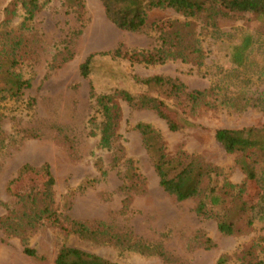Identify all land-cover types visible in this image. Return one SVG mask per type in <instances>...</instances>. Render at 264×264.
<instances>
[{"label":"rangeland","instance_id":"374dc122","mask_svg":"<svg viewBox=\"0 0 264 264\" xmlns=\"http://www.w3.org/2000/svg\"><path fill=\"white\" fill-rule=\"evenodd\" d=\"M38 4L33 18L25 20L20 3L0 0V50L17 43L18 70L30 83L19 99L0 103V264H54L62 245L118 264H264V192L257 204L256 187L248 185L244 197L249 206L256 204L249 212L252 223L233 213L236 231L224 235L214 218L195 213L196 199L177 201L162 190L134 128L142 122L156 129L168 157L183 152L218 167L219 185L225 181L241 184L245 175L235 164L236 156L224 151L214 133L217 128L264 126V32L260 24L249 14L218 19L214 29L201 18L189 19L204 52L202 63L173 59L145 64L129 57L159 44V32L151 23L184 21L182 15L154 9L148 12V28L131 32L110 21L101 0H78L74 6L66 0H38ZM245 32L253 35L254 42L246 64L237 68L230 63L229 52ZM118 48L127 56L115 54ZM90 54V73L84 77L79 67ZM153 75L176 79L184 86L183 93L200 90L205 95L189 110L181 104L183 94L168 97L140 83L139 79ZM118 89L158 95L189 123L170 131L153 110L131 107L115 96L119 110L115 144L103 148L96 124V96ZM43 163L54 178L52 208L57 213L85 222L111 223L118 231L161 244L173 260L164 262L154 254L82 239L51 222L25 232L26 245L41 258L26 255L22 236L1 227L2 219L19 206L6 186L23 164L39 167ZM128 165L135 178L132 188L125 191ZM258 174L264 177V163Z\"/></svg>","mask_w":264,"mask_h":264},{"label":"trees","instance_id":"16d2710c","mask_svg":"<svg viewBox=\"0 0 264 264\" xmlns=\"http://www.w3.org/2000/svg\"><path fill=\"white\" fill-rule=\"evenodd\" d=\"M20 3L25 13V20L33 18L38 10V0H15ZM68 5L74 6L78 0H66ZM107 17L118 28L142 32L148 28V12L154 9H171L182 15L185 20H166L151 23L150 27L159 32V44L151 49H142L129 58H138L145 64L164 63L168 60L180 59L183 62L202 63L204 52L197 37L191 20L201 18L208 26L215 28L218 19L232 18L237 15H251L264 32V0H101ZM254 37L250 32L243 33L234 43L229 52V60L237 68L246 64L247 53L252 47ZM16 42L0 50V103L6 100L19 99L24 90L30 85L22 77L19 59L16 57ZM115 54L127 56L118 48ZM93 54L81 63L80 74L86 77L90 73ZM147 89H158L168 97L178 98L184 95L181 104L187 105L189 110L203 99L205 92L191 90L183 93L184 86L176 79L153 75L139 79ZM117 96L129 106L149 108L160 118L165 120L170 131H177L185 127L189 121L181 118L179 111L170 107L158 95L151 93L133 94L125 89H118L114 94L96 96L98 113L99 144L103 148L111 149L115 144V121L119 117ZM1 124V116H0ZM140 134L142 144L151 158L153 169L158 177L159 186L177 201L196 199L194 211L197 215L212 217L216 221L219 232L233 235L236 231L235 217L244 215L248 224L252 223L249 212L255 205L249 206L245 199L248 185H254L257 190V204L263 196V179L259 177V166L264 163V126L245 128H217L215 140L221 144L224 151L236 156L235 164L245 175V180L238 186L228 181L219 185L220 171L218 167L205 164L192 155L179 152L174 157H168L165 152L160 133L148 123H137L134 127ZM117 153L114 159L117 160ZM128 164V163H127ZM123 188L129 191L135 178L128 165ZM126 181V182H127ZM54 178L47 163L39 167L23 164L17 175L8 181L6 190L15 197L18 209H11L1 221V227L12 234L22 236L23 252L32 258H41L36 251L28 247L24 240L27 230L38 224L51 222L58 228L75 234L78 237L97 243H110L141 254H154L164 262H171L172 256L161 244H152L135 236L130 231L121 232L111 223L105 221L85 222L61 215L52 208ZM235 188L234 192L223 191L224 188ZM242 259V258H240ZM54 264H118L100 255L87 252L74 246L62 245L54 258ZM220 263L224 259L219 260ZM241 264H251L242 261Z\"/></svg>","mask_w":264,"mask_h":264}]
</instances>
